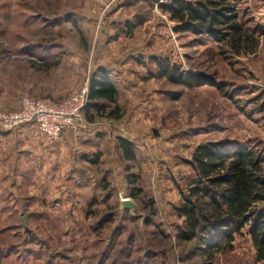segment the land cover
<instances>
[{
	"label": "rangeland",
	"instance_id": "rangeland-1",
	"mask_svg": "<svg viewBox=\"0 0 264 264\" xmlns=\"http://www.w3.org/2000/svg\"><path fill=\"white\" fill-rule=\"evenodd\" d=\"M167 1L0 0V111L17 110L23 97L61 101L88 87L100 67L123 112L117 121L95 118L84 143L104 150L77 180L69 172L36 190L20 179L25 147L15 134V192L0 198V264H254L248 227L209 259L177 241L182 219L174 208L194 179L196 146L264 156V0H234L238 18L263 29L256 54L246 57L175 33L158 8ZM135 19L143 24L131 30L125 23ZM157 61L207 84L171 85L158 78ZM118 137L133 144V161L122 158ZM124 198L136 212L121 209Z\"/></svg>",
	"mask_w": 264,
	"mask_h": 264
},
{
	"label": "trees",
	"instance_id": "trees-1",
	"mask_svg": "<svg viewBox=\"0 0 264 264\" xmlns=\"http://www.w3.org/2000/svg\"><path fill=\"white\" fill-rule=\"evenodd\" d=\"M234 2L168 0L158 8L175 23V33H188L196 39L224 46L236 57L255 55L263 29L240 20ZM142 24L140 20L125 23L131 30ZM157 66L158 78H165L171 85L196 88L207 84L201 76L181 71L173 64L157 61ZM217 89L221 90L222 86L217 85ZM117 99L118 90L109 72L97 68L88 83L85 120L88 123L96 117L120 120L123 112ZM116 147L125 161L135 159L129 140L118 137ZM188 164L194 179L186 192L180 191L181 202L174 208L177 217L182 219L177 227V241L192 244L197 254L211 259L220 248L230 249L234 235L248 227L255 251L254 264H264V156L243 146L206 143L194 148ZM126 180L129 185L136 184L131 175ZM129 197L136 198V195L130 192Z\"/></svg>",
	"mask_w": 264,
	"mask_h": 264
},
{
	"label": "crops",
	"instance_id": "crops-1",
	"mask_svg": "<svg viewBox=\"0 0 264 264\" xmlns=\"http://www.w3.org/2000/svg\"><path fill=\"white\" fill-rule=\"evenodd\" d=\"M94 125L95 123L92 122L85 128L67 129L56 142L45 139L32 125L22 126L16 132L15 130L10 133L0 131V198L15 192V134L24 140L21 147H25V149L20 148V154H17L21 157L16 165L20 179L32 183L31 188L36 190L37 182L51 184L53 180L57 181L69 172H74L75 177L72 179L77 180L81 175L80 172H85L84 166L94 160L92 157L96 152H103L102 145L97 147L94 144L84 143L93 136L90 128ZM107 136L103 139L104 144V140L109 138ZM23 150H26V153Z\"/></svg>",
	"mask_w": 264,
	"mask_h": 264
},
{
	"label": "built area",
	"instance_id": "built-area-1",
	"mask_svg": "<svg viewBox=\"0 0 264 264\" xmlns=\"http://www.w3.org/2000/svg\"><path fill=\"white\" fill-rule=\"evenodd\" d=\"M87 96L88 87L85 85L80 91L67 95L61 101L23 97L17 110L0 111V130L11 131L32 125L38 133L54 142L67 129L87 127L88 122L84 117Z\"/></svg>",
	"mask_w": 264,
	"mask_h": 264
},
{
	"label": "water",
	"instance_id": "water-1",
	"mask_svg": "<svg viewBox=\"0 0 264 264\" xmlns=\"http://www.w3.org/2000/svg\"><path fill=\"white\" fill-rule=\"evenodd\" d=\"M121 209L125 211H137V205L129 198H124L120 201ZM22 224H24V220L22 219Z\"/></svg>",
	"mask_w": 264,
	"mask_h": 264
}]
</instances>
